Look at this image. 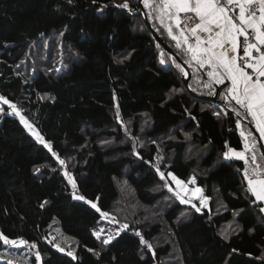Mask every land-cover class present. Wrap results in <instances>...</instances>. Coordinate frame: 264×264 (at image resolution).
<instances>
[{"label":"trees","instance_id":"16d2710c","mask_svg":"<svg viewBox=\"0 0 264 264\" xmlns=\"http://www.w3.org/2000/svg\"><path fill=\"white\" fill-rule=\"evenodd\" d=\"M123 2L0 0V95L17 104L76 181L73 189L64 168L19 117L2 115L0 232L37 245L29 256L28 249L9 246L10 257L36 264L39 251L40 264H264L263 204L253 205L244 190L243 162L223 157L225 141L243 147L236 117L223 115L225 104L212 100L192 76L187 84L173 65L159 62L161 50L166 59L174 54L153 34L142 3L129 0L138 9L129 12L117 6ZM157 32L177 53L163 29ZM39 42L43 58L35 53ZM117 105L140 144L117 121ZM104 137L115 143H101ZM158 155L165 173L195 177L210 198L207 208L197 212L164 187L154 167ZM124 179L127 188L119 185ZM122 189L132 190V203ZM81 195L84 200L74 198ZM88 200L132 227L102 245L94 232L114 233L119 225L101 220ZM54 224L76 239L74 246L57 239ZM132 229L153 245L155 258ZM221 232L232 234L225 240Z\"/></svg>","mask_w":264,"mask_h":264},{"label":"snow or ice","instance_id":"6c2138e0","mask_svg":"<svg viewBox=\"0 0 264 264\" xmlns=\"http://www.w3.org/2000/svg\"><path fill=\"white\" fill-rule=\"evenodd\" d=\"M68 2L71 3L72 0ZM138 3H142L143 8L148 10L144 15L149 20L158 22L159 27L156 23L153 27H156L157 31L163 29L167 37L174 42L177 50L175 55H169L167 59L164 51L161 50L159 62L161 64L170 63L184 78L190 75L186 66L190 68L191 76L198 85L207 89L209 95L218 94L221 101L225 102L223 115L236 117L235 128L239 130L243 147L238 150L229 146L225 141L226 151L223 152V157L225 160L234 158L243 162L244 190L250 194V197H254L253 205L264 203V151H261L264 149V144L258 142L264 141V0H138ZM117 6L129 12L138 11L130 7L129 0H124ZM60 35L63 36V33ZM177 57H180L179 61ZM116 62L123 63V59ZM202 72L206 73L207 79L201 78ZM217 86H224V91L217 93ZM188 87L191 88L192 85L189 84ZM173 91H180V89H173ZM0 102L7 105L12 113L19 117L25 129L52 152L59 165L64 168L63 175L68 179L72 188L76 189V181L67 170L68 162L52 151V145L45 141L35 126L22 114L17 104L3 95H0ZM3 111L4 109L0 107V113ZM213 114L217 117L222 115L220 112ZM116 119L121 126H124L118 105ZM245 121L247 124L243 123ZM124 127L127 132V127ZM254 133H258L259 136L257 137ZM189 135L185 133L186 137ZM134 154L139 156L135 147ZM156 159L157 163L154 165L156 173L160 180L164 181V187L172 192L180 203L191 205L197 212L208 207L210 198L203 194V189L199 186L192 189L188 187L189 183H195L194 176L185 182L171 171L165 173L161 170L162 156L158 155ZM35 171H39V168ZM169 177L175 183V188H172L168 182ZM74 198L85 199L82 195L74 196ZM194 199L199 200L200 207L193 203ZM87 203L100 214L101 220L119 225L114 233L104 228L94 232L102 245H109L115 236H119L122 231L132 227L129 223H121L116 215L102 211L96 202L88 200ZM259 212L264 213V207H260ZM181 215L183 216L184 213ZM132 230L139 237L140 244L152 251L153 258H155L153 245L144 238L139 229ZM231 234L229 232L220 233L225 240H228ZM0 242H2L0 247L4 248V251L0 252V260H7V264H18L20 260V256L9 258L11 256L9 246L28 249L25 256L31 255L32 250L37 248L35 242H29L24 238H10L3 232H0ZM53 246L61 252L65 251V248L58 243H54ZM88 251L94 252L93 249H88ZM232 251L235 252L236 249ZM94 254L100 255L99 252H94ZM67 255L73 259L76 258L73 251H68ZM34 258L36 264H40L41 253L35 251ZM140 258L143 260L144 255L141 254ZM260 259H264V256ZM24 264H29V261L25 259Z\"/></svg>","mask_w":264,"mask_h":264},{"label":"rangeland","instance_id":"374dc122","mask_svg":"<svg viewBox=\"0 0 264 264\" xmlns=\"http://www.w3.org/2000/svg\"><path fill=\"white\" fill-rule=\"evenodd\" d=\"M39 44H41V45H39V46H37L36 48H35V53H36V51L40 54L39 55V57L40 58H43V57H45V49H44V47H45V45H44V43L43 42H39ZM47 64H51L49 61L48 62H46ZM0 107H2L3 109H4V111L2 112V113H0V119H1V117H2V115L6 112V111H9V112H12L11 111V109L7 106V105H4L2 102H0ZM126 127L128 128L129 126H128V124H126ZM128 132H127V136L129 135V138H131V140H134V143H137V144H140L141 142H142V139L141 138H137V139H133L132 138V135H130V131L129 130H127ZM143 141L145 142V139L143 138ZM100 142L101 143H106V144H114L115 143V140L111 137V138H102L101 140H100ZM173 173V172H172ZM174 174V173H173ZM177 176V175H176ZM179 179H181V180H184L185 182H188L191 178H192V176L191 177H189L188 179H184V178H181V177H179V176H177ZM125 182V179L123 180V181H119V185L121 184V186H124L125 188H127V186H128V184L126 183H124ZM168 182L171 184V186H172V188H175L176 186H175V183L174 182H172L171 181V179H170V177L168 178ZM197 186H199L200 188H202L200 185H198L197 183H196V181H195V183L193 184V183H189L188 184V187L190 188V189H192V188H194V187H197ZM123 188V187H122ZM128 189H131L130 187H128ZM203 189V188H202ZM122 191L124 192V194L125 193H128V195L130 196V202L132 203V197H131V195H132V190L129 192H126L125 190H123L122 189ZM203 194L205 195V196H207L205 193H204V190H203ZM129 196H127L126 195V197H129ZM208 197V196H207ZM187 198V197H186ZM124 204V207L126 208L127 206H128V201L127 200H125V202H123ZM193 203H195L198 207H200V202H199V200L198 199H194L193 200ZM208 205H209V201H208ZM203 209V208H202ZM52 230H53V233H54V235L57 237V239L58 240H60V241H62V242H64L65 244H69L70 246H74V242H76V239L75 238H72V236L71 237H69V236H67L66 234H64L62 231H61V229L59 228V226L57 225V224H54L53 226H52ZM9 258H12V257H9Z\"/></svg>","mask_w":264,"mask_h":264},{"label":"water","instance_id":"95a60500","mask_svg":"<svg viewBox=\"0 0 264 264\" xmlns=\"http://www.w3.org/2000/svg\"><path fill=\"white\" fill-rule=\"evenodd\" d=\"M144 13H146L145 9L143 10ZM145 18L148 22V26L151 28L153 34L156 36V38L160 41V43L165 46L167 48V50H169L171 53H173L174 55L176 54V52L162 39V37L158 34V32L153 28V26L151 25V23L148 21V17L145 15ZM178 60L180 59V57H177ZM186 70L190 73L189 77L188 78H184V81L185 83H189V80H190V77H191V71L189 68H187L186 66ZM224 88V86H217V93L221 92V90ZM212 100L220 103V104H225V102L221 101L219 95H212V96H209ZM256 136L258 137L259 134L258 133H255ZM259 143L261 144H264L263 141H259ZM262 151H264V149H261Z\"/></svg>","mask_w":264,"mask_h":264},{"label":"crops","instance_id":"0c3cea01","mask_svg":"<svg viewBox=\"0 0 264 264\" xmlns=\"http://www.w3.org/2000/svg\"><path fill=\"white\" fill-rule=\"evenodd\" d=\"M224 90V88L221 90V91H223ZM264 142V141H263ZM263 205H262V207H264V203H262Z\"/></svg>","mask_w":264,"mask_h":264}]
</instances>
